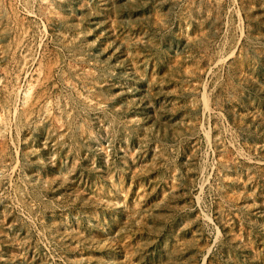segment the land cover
I'll list each match as a JSON object with an SVG mask.
<instances>
[{
  "label": "rangeland",
  "instance_id": "rangeland-1",
  "mask_svg": "<svg viewBox=\"0 0 264 264\" xmlns=\"http://www.w3.org/2000/svg\"><path fill=\"white\" fill-rule=\"evenodd\" d=\"M0 264H264V0H0Z\"/></svg>",
  "mask_w": 264,
  "mask_h": 264
}]
</instances>
